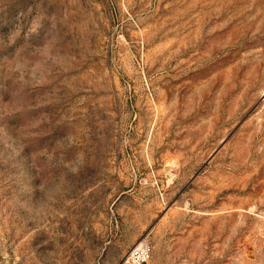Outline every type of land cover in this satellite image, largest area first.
<instances>
[{
  "label": "rangeland",
  "instance_id": "374dc122",
  "mask_svg": "<svg viewBox=\"0 0 264 264\" xmlns=\"http://www.w3.org/2000/svg\"><path fill=\"white\" fill-rule=\"evenodd\" d=\"M264 264V0H0V264Z\"/></svg>",
  "mask_w": 264,
  "mask_h": 264
},
{
  "label": "built area",
  "instance_id": "2783aa9c",
  "mask_svg": "<svg viewBox=\"0 0 264 264\" xmlns=\"http://www.w3.org/2000/svg\"><path fill=\"white\" fill-rule=\"evenodd\" d=\"M152 256L148 246H141L133 249L126 258L128 264H145L150 261Z\"/></svg>",
  "mask_w": 264,
  "mask_h": 264
}]
</instances>
